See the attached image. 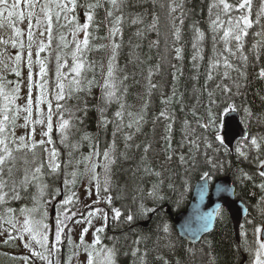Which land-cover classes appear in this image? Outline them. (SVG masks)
<instances>
[{
	"label": "trees",
	"instance_id": "16d2710c",
	"mask_svg": "<svg viewBox=\"0 0 264 264\" xmlns=\"http://www.w3.org/2000/svg\"><path fill=\"white\" fill-rule=\"evenodd\" d=\"M93 2L94 0H78L75 15L79 24H81L79 22L81 13H86V9L79 5ZM175 2L179 4L180 0ZM212 2L213 0H183L185 14L181 25V10L177 8L176 12H170L173 0H122L118 9H112L108 0H101L103 6L95 9L94 20L88 29L90 50L85 52L86 60L92 64V70L84 72L86 80L93 81L90 91L85 84L84 91L75 93L71 99L59 102L65 109H70V111L60 110L63 118L70 122L67 138L63 143L61 132L57 129L59 114L55 100L56 57L58 54L61 55L62 65L64 59L67 60V66L61 67V72H68L73 64L70 53L75 45L73 43L64 48L59 37L63 34L67 39L74 25L61 27L64 25L63 20L56 24L51 49L42 57L46 65L43 81L48 87L54 113L52 117L54 129L50 134L53 142L51 145L59 153L60 168L55 173L48 171L44 145H37L34 151L25 149L15 152L17 170L11 178L4 177L8 180L9 186L13 180L16 182L20 194V199H14L12 204L15 213H18L20 208L30 209L38 206L39 186L46 185L48 189L43 197L44 202L48 198L52 199L51 193L59 189L60 195L56 197L55 203L66 198H71V202L75 203L79 199L86 179L89 178V169L93 163H96L95 174L99 179V189L92 171L90 182L98 189L100 199L111 197L108 212L119 209L122 213L117 221L109 216L105 230L99 235L101 244L110 248L115 246L116 264H141L140 257L145 252H147L144 257L145 264H165V262L167 264H253L254 250L259 246L257 241H263L262 232L257 233L256 229L264 230V211H262L264 189L260 187L264 184V178L258 174L262 168H259L256 159L257 156L264 159V142L258 150L251 146L250 139L264 136V79L258 78L260 68L264 67V47L257 48L256 52L253 51V45L261 40V37L254 35L255 32L260 31V28L254 25L249 29L244 41L243 51L248 56L247 65L238 58L239 52L236 56L230 55L225 50L224 41L220 39L223 31L215 34L211 31L208 8ZM232 2L234 0H229V3ZM260 4L261 0H253V20ZM108 10L113 11L111 17L107 15ZM217 11L213 9L214 13ZM116 16H123L119 25L114 24ZM154 17L157 18L155 30L151 28ZM222 18L227 19V17ZM134 20L138 22L133 23ZM173 21L181 30L180 41H176L173 35ZM194 23L205 33L203 41L195 40ZM261 23L264 24V18ZM113 26L119 27L122 33L114 38L115 43L120 47L116 50L113 61L114 80L117 84V96L120 99L105 103L103 86L109 60L112 57L113 38L110 37V29ZM213 35L216 36L215 41ZM194 43H197V49L193 48ZM101 45L104 47H100ZM177 47L182 48L181 59L176 58ZM229 47L236 51L234 41ZM197 51L202 59L194 62L192 57ZM257 53L259 59L256 58ZM225 56L233 65L245 71L246 77H240L233 69H225L223 63ZM215 61H219V65L213 68L212 64ZM157 65L160 66L159 70ZM172 65L176 67L173 68ZM176 68L182 70V75L177 73L178 80L173 79ZM150 70L152 84L158 85V88L152 89L151 96L148 95ZM226 70L229 71L230 78L223 76ZM210 72L213 77L211 80L207 78ZM125 76L127 79H124ZM16 77L13 75L1 79L0 84H3L7 90L11 87L9 82ZM234 82L241 85L239 94ZM173 85L176 87L175 97H172ZM224 85L232 91L225 94L222 91ZM209 93H212L211 99L216 101V105L212 106L213 112L217 110V105L223 107L228 101L235 103L240 109L238 113L242 122L245 115L244 108H249L253 113V117L247 123L243 122L249 132V138L238 143L234 152L214 138L217 131L214 125H209L208 128L201 126L209 118ZM169 97H172L170 104L165 105L161 102L162 99ZM2 98L0 97V107ZM146 100L149 101V107L141 130L136 132L134 127L129 129L122 125L121 131L116 134V162L110 165V171L107 173V191H105L106 177L102 156L93 157L91 161L85 160V157L93 152L94 147L98 146L102 153L112 143V133L119 123L114 114L120 110V103L126 105V112L139 113ZM3 103H5L4 98ZM85 108L86 114L80 110ZM164 109H167L174 119L169 121L161 117L157 120L156 117ZM105 117L111 121L107 127L102 125ZM128 119L125 114V125ZM18 121L19 118L16 120L15 133L18 130ZM169 122L172 124L170 147L169 141L164 138L167 135L165 126ZM222 129L223 126L218 133L221 136ZM129 133L133 134V139L128 143L138 144L140 148L125 149L124 136ZM85 136L88 139H85ZM146 143L151 144V148L146 158L142 159L143 146ZM208 144H211V147H208ZM238 147L247 154L246 158L239 155ZM125 151H127V159L121 155ZM169 156L171 159H168ZM181 156L184 157L183 161L180 159ZM24 160L29 163L25 165ZM69 160L72 163L69 164ZM42 162L43 174L39 179L27 189L20 188L19 182L23 179L25 167L31 172ZM214 164L216 167H213ZM145 168L149 171H145ZM72 173L76 174L75 177ZM204 173H208V176L205 177ZM206 178L212 183L222 178H231L237 189V199L248 208L249 216L241 226L240 242L237 240L235 228L226 210L220 211L215 230L204 237L199 244L191 245L180 236L174 218L188 209L196 185ZM6 189L4 191L8 192L7 197L11 198L12 192L9 188ZM45 207L38 211L42 212ZM6 208V203L0 204V218L4 222L10 219ZM56 208L61 209V204L59 203ZM169 210L172 215L168 214ZM129 214L133 215L131 222L126 221ZM165 227L168 229L167 232L164 231ZM136 240H140V243L135 244ZM66 247L67 250L64 247L62 255V264L67 261L68 246ZM136 248L140 251L133 256L132 253Z\"/></svg>",
	"mask_w": 264,
	"mask_h": 264
},
{
	"label": "snow or ice",
	"instance_id": "6c2138e0",
	"mask_svg": "<svg viewBox=\"0 0 264 264\" xmlns=\"http://www.w3.org/2000/svg\"><path fill=\"white\" fill-rule=\"evenodd\" d=\"M110 5L112 6V9H118L120 3H122V0H108ZM21 4H24L29 10L27 12V18L29 19V31H28V59H27V66L29 68V95L27 98L26 105L21 109L20 106L15 104L17 97V93L19 92V82H17L16 87L11 90V92H5V88L3 84H0V96L4 98L6 103L0 107V204L6 203V197L8 196V192L4 191V189L9 188V190L12 192V199H20V194L17 191V185L16 182L13 180L11 186H9L8 180H6L4 177L8 176L11 178L14 174L17 164V157L14 155L15 152H20L22 150H29L34 151L37 148V145L43 146L46 143L52 144V140L50 137V133L52 131V117H53V105L52 100L47 99L45 93H46V84L40 83L39 84V90L40 94L37 100L38 104H44L45 102L48 105V112H47V124H46V131L43 132L44 136H47L48 139L45 141L44 139H41L40 141H36L34 139V133H35V124H41L45 125V119H44V112L42 109H40V118L36 121L32 120V110H33V100H32V87H31V69H32V41H33V32L32 28L39 27L41 24V17L36 15V8L39 6V11L43 14V20L46 22L47 27L46 31L48 33V43L47 45L41 41L39 44V50L38 52H44L46 48L51 46L52 41V18H53V8L51 5H55L56 9L58 11H55V17L57 21H59L61 17V13H65L64 19L67 21L68 24H73L74 27L72 29L73 33V43L75 45L73 51L70 53L73 64L70 67L68 72H61V67L67 66V60L64 59L63 65L61 64V55H57L56 61H57V70H56V93H55V100L57 101L56 109L57 113L59 114V123L58 128L62 135L61 142L63 143L64 140L67 138V129L69 128V120L63 118V114L60 111L61 109H64L65 111H70V109H65L64 105L59 103L60 101H66L67 99H71L72 96L75 93H78L80 91L85 90V84L88 87V90L90 91V87L93 83L91 80H86V77L84 76L85 71L92 70V64L89 63L85 58V52L87 50H90L89 48V35L88 29L90 25L92 24L94 20V12L95 9L98 7H102L103 4L101 3V0H94L93 3H86L84 5H79L86 9V18L87 23L79 24L77 22V17L75 15L76 8L78 7V0H44L43 4L40 3V0H0V26H3V21L7 20L9 26H11L14 29L15 36L19 37L22 35L21 29L18 27H15V21H23L25 19V13L21 9ZM177 8L181 10V18H180V24L183 25V16L185 14L184 12V3L183 0H180V3L177 4L175 0H173L172 5L170 6V12H176ZM213 9H217V12H213ZM6 13V16H5ZM68 13H71V17H69ZM209 13V25L211 28V31L215 34L223 31V35L220 37L221 40L225 43V50L232 56H236V53L239 52V59L242 61L244 65H247L248 62V56L244 54V41L245 37L249 34V29L253 28V26H258L260 28V31H257L254 33V35L261 37V40L257 42L256 45H253V51L256 52L257 48L264 47V24L261 23L262 18H264V0H261L260 7L257 9L255 14V20L252 19L253 15V0H234V2L229 3V0H213L212 4L208 8ZM233 13H236L233 15ZM107 15L111 17L113 15L112 10H108ZM36 18V24L33 25L31 23L32 18ZM214 17V18H213ZM222 17H227L225 20ZM123 20V16H116L114 24L119 25ZM138 20H134L133 23H137ZM157 24V18H153V24L151 25L152 29H156ZM67 25H61V27H66ZM173 28L174 32L173 35L175 37L176 41H180L181 39V30L179 27H176L175 22L173 21ZM83 31L84 32V39L82 41L77 40V34ZM193 31L195 33V40L196 41H203L205 37V33L201 31L197 25L193 24ZM117 34L122 35L121 29L119 27L113 26L110 29V37L113 38L112 43V57L109 60L108 70L106 73L105 83H104V93H103V99L105 103H110L113 99L119 100L120 97L117 96V84L114 80V70H113V61L115 60L116 56V50L120 47L118 43H115L114 38ZM41 36L44 35V31H41ZM216 36L213 35V40L215 41ZM59 40L64 48H67L69 46L66 37L61 34L59 37ZM235 42V48L236 51H233L229 45L232 42ZM4 43H8L7 41H4ZM16 41H12L13 47H16ZM158 43V42H154ZM20 48H24V44L20 43ZM100 47H104V45H101ZM198 45L197 43L193 44V48L197 49ZM176 52V58L181 59V52L182 48L177 47L175 49ZM256 58L259 59V54H256ZM193 61H197L198 59H202V56H200L199 51H197L193 57ZM22 60V56L17 54L15 56V64L16 68L12 69L15 71L16 75H20L19 71V65ZM40 72L39 75L41 79L46 75V65L45 61L40 60ZM223 63L225 69H233L237 73H239L240 77H246L245 71H242L240 67L233 65L227 56L223 57ZM219 65V61H215L212 64L213 68H216ZM195 66V65H194ZM159 65H157V70H159ZM173 68H175V65H172ZM182 75V70L179 68H176V71L173 73V79L178 80V75ZM151 76L152 72L149 71V77H148V95L151 96L152 89L158 88V85L152 84L151 82ZM223 76L226 78L229 77V71H224ZM209 80H211L213 77L211 75V72L208 74L207 77ZM258 78L264 79V67L260 68V71L258 73ZM2 79V78H0ZM124 79H127L125 76ZM235 83V82H234ZM235 86L237 88V94H239V88L241 85L239 83H235ZM217 87H221V85H217ZM127 89H125V92ZM222 91L227 94L232 91L231 88H229L227 85H224L222 88ZM176 96V87L173 85L172 88V97ZM172 97H169L167 99H162V103L165 105H168L172 102ZM209 118L207 121H205L201 126L204 128H208L209 125H214L216 127V134H214V138L216 140H219L220 143L224 144V137L219 135V129L220 127L226 128V118L231 114L238 112L240 109L235 105V103L226 101L224 103L223 107L216 106L217 110L215 112L212 111V106L216 105V101L211 99L212 93H209ZM149 107V101L146 100L144 104L141 107V110L139 113H133L131 111L126 112V105L124 103H120V110L115 112V117L119 120V123L116 124V129L113 131V141L112 143L101 153L97 147H94L93 152L90 153L88 157H85V160L91 161L93 157L100 158L102 156L103 158V168L105 172V191H107V173L110 171V165L114 164L116 162V141L115 137L117 132L121 131L122 125L126 126L129 129L135 128L136 132H139L142 127V123L145 121V114L147 112V109ZM81 111H84L86 114V108L80 109ZM23 111L26 113L24 116L25 124L22 125L24 128H28L29 124H32L33 127L31 128V131L29 133H26V135L17 137L15 135V128H16V120L19 118L20 112ZM101 114L103 115V109L100 110ZM244 123H247L252 117L253 113L249 108H244ZM11 113V115H10ZM125 114L129 117L127 124H124V118ZM195 114V113H193ZM163 117L166 120L171 121L174 119V117L170 116L167 109H164L160 112L159 116L156 117V119H160ZM111 123L106 117L102 120V125L104 127H107V125ZM187 123V122H186ZM199 123V121H197ZM172 124L169 122L165 126V131L167 135L164 137L166 141H169V147H170V133H171ZM85 139H88L87 136H85ZM133 139V134L129 133L124 136L125 140V149H129L131 147L140 148V145H132L128 143ZM247 139V138H245ZM264 142V136L259 137H251L250 144L251 146H254L256 149H260L261 143ZM192 143H195V141H192ZM11 145V146H10ZM198 147V145H197ZM208 147H211V144H208ZM151 148V144L146 143L143 146V153L144 157L142 159H145L147 156V153L149 152ZM45 152H48L49 159L47 161V167L51 170V172L55 173L60 168V163L58 160L59 153L57 149L53 146L52 149L49 151L47 148L44 149ZM237 152L240 156H243L246 158V153L242 151L239 147L237 148ZM121 155L127 159V151L124 153H121ZM69 156H71V153H69ZM168 159H171V156L168 157ZM181 161L184 160V157H180ZM257 162L259 168H264V159H260L259 156H257ZM29 162L27 160H24V164L27 165ZM68 163H72L71 160L68 161ZM97 167L96 163L92 164L91 171L93 172V178L97 180V188L99 189V179L95 174V169ZM213 167H216L214 164ZM44 168V163H40L39 166L35 167L34 170L31 172L27 167L24 169V175L23 179L19 182V187L22 189H27L29 185H31L33 182L37 181L39 179V176L42 175V169ZM145 171H149V169L145 168ZM159 175V173H156ZM259 176L264 178V170L259 171ZM75 173H72V176L75 177ZM205 177L208 176V173H204ZM74 182V180H73ZM260 187L264 189V184H261ZM46 188V185L39 188L41 196L44 195V189ZM52 199L55 200L57 196L60 195L59 189L54 190L52 193ZM75 195V194H73ZM35 199V198H34ZM50 201H45L43 204H39L38 206H34L32 208H22L20 209V212L25 215L24 220V226H23V232L30 234L31 238L36 241V243L39 244V246L44 249L45 253H48L47 255L42 254L40 252H36L33 250V255L39 257L41 260H44L47 262V264H54L53 259L50 257L55 254L59 253L60 251V245L62 244L63 235H64V229L68 227L66 221L69 220L71 217H69L66 212L67 209L64 208V206L71 203V198H66L60 201L61 209H58V214L55 216V230L52 232V235L54 237L52 242V248H48L49 244V231H50V225L46 223L45 221L48 218V213L45 210L41 212V218L39 220H33L32 215L33 213H36L39 209L44 208V205L49 203ZM107 202L111 203V197H107ZM9 213L14 212V209H7ZM101 209H93L92 211L88 212V216L92 217L95 213L101 212ZM148 211H154V210H148ZM264 211V210H262ZM113 220L117 221L119 220L120 216L122 215L121 211L119 209H113ZM64 215V219H61V215ZM76 213H72V216H75ZM103 219L105 221V224L102 225L100 228L96 229L97 233H101L104 230V227L107 224V214L105 213L103 216ZM127 222L133 221V215L129 214L126 217ZM8 223H12L11 220L7 221ZM76 223H79L80 221H75ZM88 224L91 225V220L88 221ZM15 227V225H13ZM70 230V229H69ZM88 229L84 228L81 233L80 237V245H76V247H80L81 245H84V235L87 233ZM165 232L168 231L167 227L164 229ZM261 231L260 228L256 229V232L259 233ZM23 237H21L22 239ZM69 244L71 245L72 241L69 239ZM100 237L97 235L95 237V240L92 245H86L84 247V251L88 254L87 264H97L96 257H101L98 264H116V249L115 246L109 248L107 246H103L100 250L96 251V256L93 255V251H90L89 249L95 250V245L100 244ZM135 244H139L140 240L134 241ZM259 246L255 248L254 250V261L253 264H264V241H257ZM25 247H30V244L26 243ZM139 248H136L133 251V256L139 252ZM101 253L103 255L101 256ZM75 254V253H74ZM147 252H145L141 257V264H145L144 257H146ZM71 260V257H69V262ZM55 264H59L58 257L55 260ZM167 264V262H165Z\"/></svg>",
	"mask_w": 264,
	"mask_h": 264
},
{
	"label": "rangeland",
	"instance_id": "374dc122",
	"mask_svg": "<svg viewBox=\"0 0 264 264\" xmlns=\"http://www.w3.org/2000/svg\"><path fill=\"white\" fill-rule=\"evenodd\" d=\"M44 0H40V3L43 4ZM53 8V18H52V41H51V46L54 38V32H55V26L57 23H60L61 20H63V24L67 25L65 28L69 27L70 24L65 21L64 16L65 13H61V17L59 21H57L55 17V11H58L56 9V6L53 4L51 5ZM21 9L25 13V19L23 21L16 20L15 21V27H18L21 29L22 35L17 37L15 36L14 29L9 26L8 21L4 20L3 21V26H0V78L4 79L7 78L8 76H17L15 71L12 69L16 68L15 64V56L17 54L22 56V60L19 65V71L20 75L16 77V79L11 80L9 83L11 85L10 88L6 90L5 92H11L12 89L16 87L17 82H19V92L16 94L17 99L15 101V104L20 106L21 109L26 105L27 98L29 95V68L27 66V59H28V31H29V19L27 18V12L28 8L24 5L21 4ZM36 15L41 17V24L39 27H33L31 30L34 34L33 36V41H32V69H31V95H32V100H33V110H32V120L36 121L37 119L40 118V109L43 110L44 112V119H45V125L41 124H35V133H34V139L36 141H40L41 139H44L47 141L48 137L43 135V132L46 131V124H47V112H48V105L45 102L44 104H38L37 100L40 94L39 90V84L40 83H45L40 75V60H43L44 58L42 56L45 55V53L49 52L51 49V46L46 48L44 52H38L39 50V44L41 41H43L46 45L48 43V33L46 31L47 24L43 20V14L39 11V6L36 8ZM69 17H71V13H68ZM6 16V13H5ZM78 20V19H77ZM82 24L87 23V18H86V13H81L80 15V21ZM31 23L33 25L36 24V18L33 17L31 20ZM72 25V24H71ZM41 31H44V35L41 36L40 33ZM84 32L80 31L77 34V40L82 41L84 39ZM16 41V47H13L12 41ZM69 46L73 44V33L70 32L68 35V38L66 39ZM4 41H7L8 43H4ZM20 43L24 44V48H20ZM1 81V79H0ZM46 84V83H45ZM47 99H49V93H48V87L46 85V93H45ZM2 97V96H0ZM6 103V101H5ZM3 103V98H2V103L1 107L5 104ZM26 115L25 112L21 111L19 114V121H18V130L16 131V135L23 136L26 135V133H29L31 131V128L33 127L32 124H29V127L26 129L22 127V125L25 124L24 116ZM52 131L54 129V123L52 122ZM20 128V129H19ZM57 129L58 126H57ZM51 131V132H52ZM51 134V133H50ZM49 134V135H50ZM45 148H47L49 151L52 149L51 144H45ZM46 158L47 161L49 159L48 152H46ZM46 161V164H47ZM34 170V169H33ZM48 171H51L48 168ZM89 173V178L86 179L85 185L83 189L80 191L79 194V199L76 200L75 203L71 202L68 205L64 206V208L67 209L66 214L71 217L69 220L66 221L68 227L64 229V235H63V242L60 245V251L59 253L53 254L50 258L53 259L54 264L55 260L58 257L59 264H62L63 260V251L64 247L67 250L68 246V252H67V261L65 264H87V259H88V254L87 252L84 251V247L86 245H92L95 237L97 235H100L101 233H97L96 229L100 228L102 225L105 224V221L103 219L104 214H107V217L109 219V216L113 218L114 213L108 212V209L110 208V204L107 202V198L105 199H100L98 197V189L90 182V176H91V168L88 171ZM38 187V193L37 196L39 195L40 199H37L38 197L36 196L37 202L39 204H43V197L48 192V189H44V195L41 196L39 188ZM7 190V189H6ZM42 200V202L40 201ZM46 201H50L49 203L45 204L44 207L48 213V218L45 221L50 225V231H49V244L48 248H52V242H53V235L52 232L55 230V216L58 214V208H56L59 205V202L55 203V200L53 199H46ZM14 202V199L6 197V213H9L7 209L11 208L12 209V204ZM19 202V201H16ZM22 209V208H20ZM20 209H18V213L12 212L9 213V220L12 221V223L4 222L3 219L0 218V264H47L46 261L41 260L39 257L33 255V250L36 252H40L42 254L47 255L48 253L44 252V249H42L38 243H36L35 240H33L30 236V234L23 232V226H24V220H25V215L20 212ZM44 209V210H45ZM93 209H101L102 211L99 213H95L94 216L89 217L88 212L92 211ZM72 213H76L75 216H72ZM33 220H39L41 218V212L37 211L36 213L31 214ZM61 219H64V215L62 214ZM107 219V223H108ZM79 220V223H76L75 221ZM91 220V225L88 224V221ZM15 225V227H13ZM107 226V224H106ZM104 227V230L106 228ZM84 228H87L88 231L84 235V245H81L80 247H76V245H80V237L82 230ZM70 229V230H69ZM103 230V231H104ZM263 232V230H261ZM262 234V233H261ZM21 237H23L21 239ZM69 239L72 241L71 245L69 244ZM28 243L30 244V247H25V244ZM103 246V244H97L95 245V250L89 249L90 251H93V255L96 256V251L100 250ZM108 247V246H107ZM110 248V247H109ZM75 253V254H74ZM103 253H101V256ZM69 257H71V260L69 262ZM101 257H96L97 264L99 262Z\"/></svg>",
	"mask_w": 264,
	"mask_h": 264
},
{
	"label": "water",
	"instance_id": "95a60500",
	"mask_svg": "<svg viewBox=\"0 0 264 264\" xmlns=\"http://www.w3.org/2000/svg\"><path fill=\"white\" fill-rule=\"evenodd\" d=\"M226 121V128L223 127L222 130L224 144L231 152H234L236 144L247 140L249 134L238 112L231 113ZM221 210H226L229 214L237 240L240 242L241 226L249 216V210L242 201L237 199V189L231 178H222L214 183L209 178L200 181L194 189L188 209L174 218V224L186 242L197 245L215 230ZM168 214L172 215L171 210Z\"/></svg>",
	"mask_w": 264,
	"mask_h": 264
},
{
	"label": "bare ground",
	"instance_id": "6f19581e",
	"mask_svg": "<svg viewBox=\"0 0 264 264\" xmlns=\"http://www.w3.org/2000/svg\"><path fill=\"white\" fill-rule=\"evenodd\" d=\"M182 124V123H181ZM180 128V127H179Z\"/></svg>",
	"mask_w": 264,
	"mask_h": 264
}]
</instances>
